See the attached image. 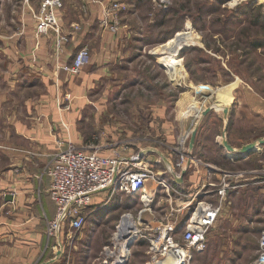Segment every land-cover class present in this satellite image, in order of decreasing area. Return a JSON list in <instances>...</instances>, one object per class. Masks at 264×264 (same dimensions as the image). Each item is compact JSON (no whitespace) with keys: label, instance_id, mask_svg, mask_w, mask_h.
<instances>
[{"label":"rangeland","instance_id":"rangeland-1","mask_svg":"<svg viewBox=\"0 0 264 264\" xmlns=\"http://www.w3.org/2000/svg\"><path fill=\"white\" fill-rule=\"evenodd\" d=\"M130 4L115 0L105 9L110 13L106 26L121 40L118 46L125 60L93 80L87 78L93 69L89 61L80 69L86 87L77 95H64L65 102L73 103L66 110L71 116V126L67 122L64 126L69 133L66 144L106 154L115 150L124 157L139 154L167 178L169 193L161 195L160 211L157 204L145 211L136 198L114 195L96 209L97 217L87 214L65 254L52 252L57 264L164 261L170 248L163 257L151 249L156 225L167 218L180 221L188 212L187 207L178 211L172 192L177 188L172 175L181 167L180 149L190 147L194 157L185 161L181 177L182 193L188 198L201 182L196 177L189 181L201 167L197 159L213 163L209 170L220 173V180L230 166L215 141L217 134L233 147L264 137V0H131ZM173 58L178 60L170 65ZM187 129L191 132L181 148L179 136ZM257 158L244 166L258 169V178L252 182L253 177L244 174V182L251 181L245 193L221 210L205 247L190 250L185 264H249L256 258L264 227V150ZM123 214H132L136 232L131 229L119 239L115 232ZM126 240L128 254L116 261L113 255ZM105 244L114 253L108 259L102 253Z\"/></svg>","mask_w":264,"mask_h":264},{"label":"crops","instance_id":"crops-1","mask_svg":"<svg viewBox=\"0 0 264 264\" xmlns=\"http://www.w3.org/2000/svg\"><path fill=\"white\" fill-rule=\"evenodd\" d=\"M112 1L115 0H63L58 27L66 40L58 51L55 31L37 33V0H0V264H57L52 252L65 254L73 240L63 230L60 242L55 244V239L45 233V222L54 216L56 206L49 195V176L44 168L51 153L62 149L68 139L64 126L66 122L71 126V116L66 115V110H71L73 103L65 102L64 95H77L80 88L86 87L82 71L72 72L67 68L77 49L89 48L93 66L90 78L87 77L90 80L99 72V75L107 74L114 63L125 60L118 46L121 40L119 42L116 34L110 32L105 22V9ZM121 1L131 5V0ZM63 103L68 105L64 107ZM215 137L223 148V160L230 164L226 169L231 171L247 169L245 166L258 159L264 150V137L235 147L228 145L224 136ZM185 168L172 175L173 185L177 186L172 191L176 193L173 197L177 208L182 210L183 206L205 196L218 202L215 188L207 195H203L204 189L200 188L218 184L221 174L197 166L189 181L193 182L196 177L201 182L187 198L182 193L181 179ZM250 170H256L255 175H249L253 182L259 171ZM249 182H244L243 178L227 187L225 195L219 197L222 210H227L234 198L245 193ZM162 194H167L163 187L143 209L151 211L152 204H157L159 211L162 210ZM194 194L197 195L192 198ZM114 195L132 196L143 206L138 194L118 192ZM114 195L97 194L88 214L97 217L96 209ZM186 214L181 215V222Z\"/></svg>","mask_w":264,"mask_h":264},{"label":"built area","instance_id":"built-area-1","mask_svg":"<svg viewBox=\"0 0 264 264\" xmlns=\"http://www.w3.org/2000/svg\"><path fill=\"white\" fill-rule=\"evenodd\" d=\"M37 1L39 3V8L35 12L37 33L44 35L55 31L57 33L55 45L60 51L62 41L66 40L58 27L59 10L63 6V0ZM108 14L110 13L106 11V16ZM89 59V48L80 47L73 55L71 65L67 68L72 72H77L90 61ZM190 132L191 130L187 129L180 134L181 148H185V141ZM180 152L183 154L179 162L181 167L187 159L194 158L189 150L180 149ZM50 158L44 172L49 176L48 190L56 211L52 218L46 220L45 233L49 238L55 239V244L60 242L59 236L63 230L69 238H72L74 231L82 229L88 212L93 208V198L101 192L108 193V197L118 192L138 194L144 208L150 205L149 202L160 188L163 187L169 193L170 187L166 178L152 167L150 160L139 154L124 157L115 150L106 154L99 150L77 147L69 142L62 149L51 153ZM196 161L200 162L203 167L211 168V165L207 163L198 159ZM262 167L264 168V159ZM255 172L256 170H223V177L218 184L210 183L200 188L204 189L203 195H207L215 188L218 202L206 196L205 198L200 196L202 198L195 199L193 204L182 207L189 209L188 217L183 218L182 222L169 218L166 222H160L156 225L155 231L157 232L151 240V249L157 252L158 256L163 257L167 248H181L187 254L188 259L190 250H202L207 243L209 229L219 218L222 210L220 198L225 195L227 187L231 186L232 182L242 179L245 173L255 175ZM196 195L194 194L192 198ZM166 216L169 217L168 214ZM179 227H181L180 237H177ZM260 232L257 256L249 264H264V227ZM159 241L161 245L154 250L153 244ZM102 253L105 259L114 254L109 244L103 245ZM116 253L113 255L115 260L120 256L118 252Z\"/></svg>","mask_w":264,"mask_h":264},{"label":"bare ground","instance_id":"bare-ground-1","mask_svg":"<svg viewBox=\"0 0 264 264\" xmlns=\"http://www.w3.org/2000/svg\"><path fill=\"white\" fill-rule=\"evenodd\" d=\"M186 115V113H185ZM132 215V214H131ZM131 215L125 214L121 218V222L117 226V231L115 232V236L119 239L125 238L131 232V229L136 232L135 220L132 219ZM131 240V238H130ZM127 240L120 243V247L118 248V253L120 256L116 258V261L120 259L121 256H125L127 252ZM161 245V241L155 242L153 244L154 250H157ZM169 256H167L164 261H160L157 264H185L187 263L188 257L185 251L181 248H170ZM123 258V257H122ZM121 259L119 260V262Z\"/></svg>","mask_w":264,"mask_h":264},{"label":"trees","instance_id":"trees-1","mask_svg":"<svg viewBox=\"0 0 264 264\" xmlns=\"http://www.w3.org/2000/svg\"><path fill=\"white\" fill-rule=\"evenodd\" d=\"M174 60H178V59H176V58H173V59H171V63H170V65L172 64V63H174Z\"/></svg>","mask_w":264,"mask_h":264},{"label":"water","instance_id":"water-1","mask_svg":"<svg viewBox=\"0 0 264 264\" xmlns=\"http://www.w3.org/2000/svg\"><path fill=\"white\" fill-rule=\"evenodd\" d=\"M188 217V214L184 217V219H186Z\"/></svg>","mask_w":264,"mask_h":264}]
</instances>
